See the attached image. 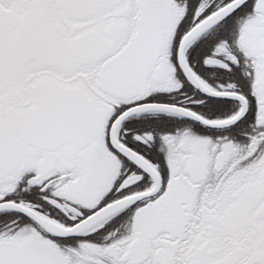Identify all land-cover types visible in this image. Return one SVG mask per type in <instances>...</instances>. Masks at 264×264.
Instances as JSON below:
<instances>
[{"label": "snow or ice", "instance_id": "snow-or-ice-1", "mask_svg": "<svg viewBox=\"0 0 264 264\" xmlns=\"http://www.w3.org/2000/svg\"><path fill=\"white\" fill-rule=\"evenodd\" d=\"M0 264H264V0H0Z\"/></svg>", "mask_w": 264, "mask_h": 264}]
</instances>
